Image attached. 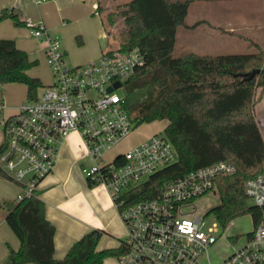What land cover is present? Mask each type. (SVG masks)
Wrapping results in <instances>:
<instances>
[{
  "label": "built area",
  "instance_id": "built-area-1",
  "mask_svg": "<svg viewBox=\"0 0 264 264\" xmlns=\"http://www.w3.org/2000/svg\"><path fill=\"white\" fill-rule=\"evenodd\" d=\"M23 22L44 44L52 82L1 121L6 149L0 165L20 189L16 199L36 193L54 170L61 145L76 131L93 160L82 169L86 178L107 187L128 230L118 246L119 264H264V214L242 236L206 229L204 217L189 210L197 198L217 188L219 177L236 173L231 161L193 169L165 183L158 196L130 203V189L178 158L174 143L161 131L111 160L105 157L135 131L119 91L144 65L142 50L105 49L95 59L69 64L61 37L42 18L26 16ZM117 81L121 86L108 91ZM244 187L249 199L264 208V172L248 178ZM228 238H234L230 253L216 258L215 246Z\"/></svg>",
  "mask_w": 264,
  "mask_h": 264
},
{
  "label": "trees",
  "instance_id": "trees-1",
  "mask_svg": "<svg viewBox=\"0 0 264 264\" xmlns=\"http://www.w3.org/2000/svg\"><path fill=\"white\" fill-rule=\"evenodd\" d=\"M194 1L128 0L117 5L124 28L116 34V48H139L145 56L144 65L125 82L129 91L144 88L147 93L129 112L135 128L167 120L166 135L178 152L175 162L130 189V203L158 196L165 183L193 169L228 160L237 171L217 179L220 203L210 213L221 226L250 213L257 226L264 208L249 201L244 185L248 178L264 172V134L254 112L255 94L258 89L264 92V49L251 54L189 52L175 57L178 28ZM98 9L112 36L101 3ZM112 15L108 12L107 18L115 24ZM6 18L24 25L13 9L0 11V22ZM37 64L15 39H0V87L22 83L27 87V99L38 98L43 80L27 72ZM253 69L259 72L250 79L240 75ZM5 149L2 142L0 155ZM0 176L9 179L1 165ZM87 180L90 186L99 184ZM2 220L20 240L18 249L9 248L5 264H105L107 258L122 252L119 247L100 249L102 230L93 229L74 242L64 258H56L57 229L46 216L45 201L36 193L20 201H0Z\"/></svg>",
  "mask_w": 264,
  "mask_h": 264
},
{
  "label": "rangeland",
  "instance_id": "rangeland-1",
  "mask_svg": "<svg viewBox=\"0 0 264 264\" xmlns=\"http://www.w3.org/2000/svg\"><path fill=\"white\" fill-rule=\"evenodd\" d=\"M123 0H108L109 6L104 7L102 17L106 23L112 25L110 28V39L95 38V25L91 18L83 17V8L75 3L69 6L68 11H63L69 23L68 33L73 35L72 43L64 32L57 31L61 37L63 46L68 48V63L71 61L72 48L84 49L87 47H98V43L102 46L109 44L116 48L118 45L117 32L124 28L123 18L118 13L117 3ZM107 6V5H106ZM55 10V7H52ZM113 13L112 17L116 20L115 24L107 18V13ZM223 29L227 30L226 32ZM83 30V31H80ZM85 33V37L83 36ZM0 36L17 39L23 47L28 49L34 55L35 50H39L38 42L28 36L26 28L22 25H16L12 18H6L0 23ZM177 44L175 47V57L183 56L186 53L194 52L198 54L213 55H230V54H251L257 52L260 48L264 49V0H195L191 3L185 23L178 28ZM86 39V40H85ZM110 42V43H108ZM21 47V46H20ZM81 52V50H80ZM32 76H39L45 83L52 80V71L45 59H40L39 63L28 70ZM46 86V85H45ZM120 94L124 97L125 104L129 112L135 107L136 103L144 99L147 95L144 88H137L129 91L127 85L124 84L120 89ZM27 87L22 83H9L0 87V106L2 99L17 104L26 100ZM255 117L264 134V92L258 89L254 97ZM18 107V108H19ZM135 114V112H132ZM0 142H4L3 124L0 121ZM168 125L167 120L154 121L151 123H143L135 128L134 133L125 138L114 150L105 154L109 159L116 155L117 152H124L135 145L139 138L148 137L155 132H165ZM106 159V160H107ZM82 171V170H81ZM83 173V172H81ZM83 176L86 178L85 174ZM251 203L252 200H249ZM220 203V195L217 188L211 192L197 198L194 206H190L189 210L193 212L191 215H200L207 221L208 227L217 228L226 235L239 234L245 236L246 233L254 228L252 215L246 213L235 217L226 226H221L210 210ZM128 230L122 223V230L116 238L111 234L101 236L99 246L108 245L114 247L119 244V237L123 240L127 237ZM245 237H243L244 239ZM234 242V238L223 239L215 246L216 258L227 256L230 251V243ZM109 264H118V258L112 256L108 258ZM107 264V262L105 263Z\"/></svg>",
  "mask_w": 264,
  "mask_h": 264
},
{
  "label": "crops",
  "instance_id": "crops-1",
  "mask_svg": "<svg viewBox=\"0 0 264 264\" xmlns=\"http://www.w3.org/2000/svg\"><path fill=\"white\" fill-rule=\"evenodd\" d=\"M125 1L128 0H123L122 3ZM72 3L81 6L83 8L82 16L91 18L93 21L95 25V38L105 37L108 40L110 39L102 23L98 9L99 3L104 7H108L110 5L108 0H0V11L3 9H13L21 20L26 16L35 19L42 18L56 33L57 31L66 33L72 46L73 35L67 32L69 23L66 19L68 18L63 14V11H68L69 6L73 5ZM52 7H55V10ZM26 30L28 36L35 39L39 44V50H35L34 55H30L31 52L28 49L22 48L23 46L20 43L18 44L17 39H10H15L17 46L25 50L32 60L37 59L39 63L40 59H45L47 62L43 42L33 37L28 28ZM83 36L85 37L84 32ZM3 38L8 37L0 36V39ZM64 48L67 58L69 51L66 46ZM111 48L115 47L109 44L102 46L101 43H98V47L95 45V47L84 49H77L73 46L71 61L75 65L85 63L99 57L103 50ZM51 82L52 80L48 83L43 81L44 86L49 85ZM1 105L0 121L17 112L19 107L18 103H9L8 100L4 103L3 99ZM146 138H139L136 144ZM114 148L110 151L114 150ZM120 153L122 152L115 153L116 155L111 156L108 160L115 158ZM92 161L91 156L87 153L81 135L76 131L72 132L61 145L59 158L54 170L41 180L37 188L36 194L46 203V216L55 224L57 229L55 234V256L58 259L64 258L72 244L93 229H101V236L111 234L115 238V235H118L122 230V223L124 224V222L107 187L103 184L90 186L87 178L83 176V167L91 164ZM18 192H20V189L15 182L0 176V201L4 199L14 200ZM119 239L120 243L122 239L120 237ZM118 246L119 244L114 247ZM10 247L18 249L20 247V240L8 223L2 220L0 222V264H5ZM98 247L100 249L109 248L108 245ZM106 262L109 264L108 258ZM27 264L35 263L30 262Z\"/></svg>",
  "mask_w": 264,
  "mask_h": 264
},
{
  "label": "water",
  "instance_id": "water-1",
  "mask_svg": "<svg viewBox=\"0 0 264 264\" xmlns=\"http://www.w3.org/2000/svg\"><path fill=\"white\" fill-rule=\"evenodd\" d=\"M258 72H259V69H253V70L245 72V73H240V75L244 76L245 78L250 79V78L254 77ZM120 86H121V82L117 81L114 83L113 86H110L108 88V91H112L113 88H118Z\"/></svg>",
  "mask_w": 264,
  "mask_h": 264
}]
</instances>
